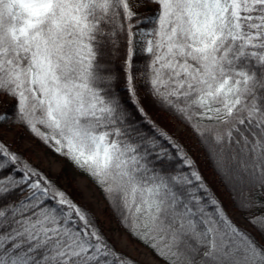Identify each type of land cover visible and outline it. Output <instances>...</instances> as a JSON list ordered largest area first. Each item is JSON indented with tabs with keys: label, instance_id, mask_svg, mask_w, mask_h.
<instances>
[{
	"label": "snow or ice",
	"instance_id": "obj_1",
	"mask_svg": "<svg viewBox=\"0 0 264 264\" xmlns=\"http://www.w3.org/2000/svg\"><path fill=\"white\" fill-rule=\"evenodd\" d=\"M150 2L158 8L138 15L129 0H0V92L15 122L88 175L166 264H264V0ZM145 97L241 188L260 240L228 216ZM0 264L132 262L0 142Z\"/></svg>",
	"mask_w": 264,
	"mask_h": 264
},
{
	"label": "trees",
	"instance_id": "obj_2",
	"mask_svg": "<svg viewBox=\"0 0 264 264\" xmlns=\"http://www.w3.org/2000/svg\"><path fill=\"white\" fill-rule=\"evenodd\" d=\"M150 1V0H148ZM158 8V5L154 4L152 7H148L145 9H134L132 8L133 12L137 13L138 15L141 13H144L145 11L149 9H155ZM151 26V25H150ZM147 58V54L140 55L138 63H143ZM114 66H118L119 61H114ZM0 95L8 96L9 100H0V112L6 113L9 116L13 117L12 121L8 122H0V126H11V125H18L20 126L31 139H33L37 144L43 146L48 151H50L52 154L63 157L61 155H58L54 153L49 147H47L44 143H42L39 139L34 137L29 130L21 123L15 122L14 120V98L5 94L4 92H0ZM143 96V92H142ZM145 106L149 112V115L156 121V123L164 130L166 131L170 136H172L183 148V150L187 153V155L192 159L194 162L196 170L200 173L203 180L205 181L207 187L210 189V191L215 195V197L221 202L224 209L226 210L228 216L235 222V220L229 215L230 210H237L239 211L243 217L246 219V216L250 215H256L258 214L256 209L252 210H241L237 205V200L241 194V188L238 185H234L232 182L228 180L220 171H218L217 166L215 164L214 158L210 154V152L205 148V146L200 142L197 135L189 128L186 124H184L181 120L177 119L175 115H172L171 113L165 112L157 107L154 106L150 98L145 97L144 99ZM179 122L188 130L189 133H191L195 138V143L193 144L191 140H189L185 134L182 132L175 133L174 131V123ZM17 136V135H16ZM16 136L13 138L12 141L8 142L3 140L0 137V142H3L5 145L9 146L12 151L19 154L24 161L31 164L33 167L37 168L38 170L42 171L49 179L53 180L60 188H62L77 204L81 205L86 211H88L96 220L97 226L102 231L103 235L108 239V241L111 243V245L114 247L115 251L122 254L125 258H127L132 264H143L142 262L134 259L130 255H128L124 250L119 249L116 247V245L113 243V241L110 239V237L106 234L105 229L100 222V220L94 216L87 207L81 202L80 200V191L78 188L68 179V176L66 174V177L63 181L60 179V174L51 175L46 170L38 166L36 163L30 160V158L26 155L25 150L19 148L15 144ZM195 146H198V149H196ZM64 158V157H63ZM79 170V169H78ZM83 175H85L89 181L97 188L99 194L105 201L109 211L119 224V226L128 234L130 235L137 243L140 245L146 247L151 254L159 259L160 261L166 262L161 259L156 252L153 250L152 247H150L148 244L142 242L140 239L134 237L120 222L116 214L114 213L113 209L109 206L108 202L105 200L104 195L102 194L101 190L97 187V185L89 178L88 175H86L83 171L79 170ZM259 189H254L252 193H248L247 189L243 190V195H252L253 197H256L259 193ZM235 194V195H234ZM248 222V220L246 219ZM236 223V222H235ZM239 225L238 223H236ZM250 225V224H249ZM242 228H245L249 232L252 233L253 236H255L258 240H260V234L250 225L252 229L243 227L239 225Z\"/></svg>",
	"mask_w": 264,
	"mask_h": 264
},
{
	"label": "rangeland",
	"instance_id": "obj_3",
	"mask_svg": "<svg viewBox=\"0 0 264 264\" xmlns=\"http://www.w3.org/2000/svg\"><path fill=\"white\" fill-rule=\"evenodd\" d=\"M129 2L134 9H145L152 7L155 4L148 0H129ZM0 100H9V97L0 95ZM174 131L175 133L182 132L189 140H191L193 144L195 143L194 136L189 133L181 123H174ZM15 136L16 146L25 150L26 155L31 161L36 163L51 175L60 174L61 181L65 179L67 174L68 179L80 191L81 202L94 216L100 220L106 234L110 237L117 248L124 250L128 255L142 262L143 264H165L164 262L155 258L146 247L137 243L119 226L109 211L105 201L99 194L97 188L67 159L54 155L43 146L37 144L18 125L0 126V137L3 140L10 142ZM194 147L198 149V146L194 145ZM229 215L239 225L252 229L239 211L232 209L229 211Z\"/></svg>",
	"mask_w": 264,
	"mask_h": 264
}]
</instances>
